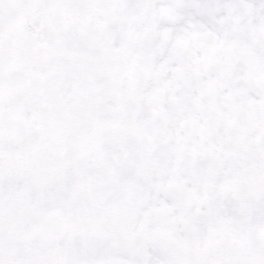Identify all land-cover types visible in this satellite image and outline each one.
I'll return each instance as SVG.
<instances>
[{
  "label": "snow or ice",
  "instance_id": "obj_1",
  "mask_svg": "<svg viewBox=\"0 0 264 264\" xmlns=\"http://www.w3.org/2000/svg\"><path fill=\"white\" fill-rule=\"evenodd\" d=\"M0 264H264V0H0Z\"/></svg>",
  "mask_w": 264,
  "mask_h": 264
}]
</instances>
